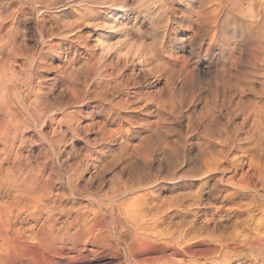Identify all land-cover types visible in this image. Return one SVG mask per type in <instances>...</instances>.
I'll use <instances>...</instances> for the list:
<instances>
[{"label":"clouds","instance_id":"9594fccd","mask_svg":"<svg viewBox=\"0 0 264 264\" xmlns=\"http://www.w3.org/2000/svg\"><path fill=\"white\" fill-rule=\"evenodd\" d=\"M0 264H264V0H0Z\"/></svg>","mask_w":264,"mask_h":264}]
</instances>
